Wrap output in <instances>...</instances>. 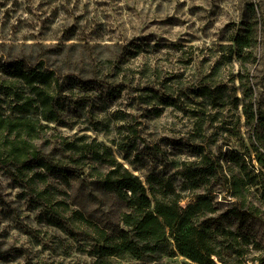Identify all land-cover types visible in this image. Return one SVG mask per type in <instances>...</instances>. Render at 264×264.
<instances>
[{
  "label": "rangeland",
  "instance_id": "obj_1",
  "mask_svg": "<svg viewBox=\"0 0 264 264\" xmlns=\"http://www.w3.org/2000/svg\"><path fill=\"white\" fill-rule=\"evenodd\" d=\"M253 18L260 24L250 74L264 111V0H0V43L5 45L0 47V62L22 55L32 66L43 62L55 69L60 78L61 91L56 93L64 106L63 122L48 123L38 142L42 152L49 154L57 144L81 134L110 144L131 124L140 136L127 153L131 164L113 147L121 162L143 182L149 174L169 177L183 196V206L193 201V190L209 188L224 212L233 201L224 184L191 189L173 165L197 160L195 147L204 142L215 155L242 151L239 138L201 130L207 117L199 87L202 82L238 85L235 59L217 46L230 44L236 27ZM5 71L7 67L1 74ZM243 132L247 145L248 134ZM30 185L26 177L15 182L0 166V264H89L90 258L78 250L83 243L67 236L49 214L53 206L68 205L72 191L83 195L88 189L79 180L69 188L52 181L47 203L38 194L43 186L33 191ZM92 206L88 210L95 209ZM107 209L113 210L111 205ZM250 231L255 238L242 264H264L250 260L264 256V224L253 222ZM184 260L172 255L113 264Z\"/></svg>",
  "mask_w": 264,
  "mask_h": 264
},
{
  "label": "trees",
  "instance_id": "obj_2",
  "mask_svg": "<svg viewBox=\"0 0 264 264\" xmlns=\"http://www.w3.org/2000/svg\"><path fill=\"white\" fill-rule=\"evenodd\" d=\"M248 8L254 12L253 4ZM259 24L257 18L241 22L230 44L217 46L235 59L238 85L202 82L199 87L207 117L201 130L239 138L242 151L215 155L204 142L195 147L197 160L173 165L180 168L177 173L191 189L224 184L233 199L224 212L209 188L193 190V201L183 206V196L169 177L149 174L143 182L134 174L126 165L131 164L127 153L136 147L140 134L131 124L110 144L81 134L57 144L49 154L42 152L38 142L48 123L63 122L64 106L56 93L61 91V81L55 69L43 62L32 66L22 55H9V63L0 62V166L15 182L28 178L33 191L42 185L38 194L47 203L52 181L69 188L79 180L88 189L83 195L72 191L68 205L53 206L49 214L67 236L83 243L78 250L90 258L89 264H113L119 259L153 262L172 255L182 256L183 264L244 263L251 251L250 240L255 238L252 223L264 224V111L250 74ZM3 67L8 71L2 75ZM103 203L106 206L101 209ZM90 205L95 209L88 210ZM110 205L113 210L107 209ZM250 260L262 261L264 256Z\"/></svg>",
  "mask_w": 264,
  "mask_h": 264
}]
</instances>
